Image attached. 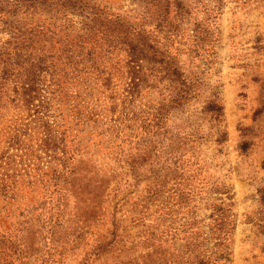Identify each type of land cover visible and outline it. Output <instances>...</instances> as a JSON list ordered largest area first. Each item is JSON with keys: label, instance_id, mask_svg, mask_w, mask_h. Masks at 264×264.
I'll return each mask as SVG.
<instances>
[{"label": "trees", "instance_id": "1", "mask_svg": "<svg viewBox=\"0 0 264 264\" xmlns=\"http://www.w3.org/2000/svg\"><path fill=\"white\" fill-rule=\"evenodd\" d=\"M121 2L0 0L8 36L0 37V264L34 256L59 264L47 256L66 250L58 233L71 250L90 247L87 257L139 243L153 247L146 264L233 261L229 187L202 185L185 150L196 132L169 125L203 93L182 58L215 54L209 20L218 9L209 0H138L125 11ZM203 111L224 121L219 93ZM217 135L227 142L225 129ZM142 176L139 195L129 177ZM125 223L142 229L131 235Z\"/></svg>", "mask_w": 264, "mask_h": 264}, {"label": "rangeland", "instance_id": "2", "mask_svg": "<svg viewBox=\"0 0 264 264\" xmlns=\"http://www.w3.org/2000/svg\"><path fill=\"white\" fill-rule=\"evenodd\" d=\"M209 3L218 9L217 17L212 15L209 20L211 32L218 39L215 54L208 59L204 54L202 61L193 53L182 58L188 70L203 78V93L185 111L172 113L169 125L185 132H196L194 138L187 141L185 150L188 159L194 156L192 159L197 160L202 185H207L208 191L212 185L229 187L237 221L231 264H264V0H209ZM121 5L125 11L139 8L138 0H122ZM216 92L225 106L222 123L212 120L203 111L206 100ZM220 127L228 135L227 142L221 145L217 142ZM123 175L122 171L120 178ZM146 177L142 176L139 184L138 180L129 177L134 185L130 187L133 193L143 194L148 183ZM127 195L128 191L119 195L110 208L117 202H125ZM217 197V194L207 195L208 199ZM69 206L70 210L74 209V200ZM202 208L201 217H209L211 211L205 208V203ZM125 225L131 235L142 229ZM58 238L66 244V250H62V244L47 256L60 260L59 264H146L147 254L153 251V247L145 246L144 249L134 243V246L120 247L102 257H87L90 247L83 245L71 250L63 234L58 233ZM45 253L46 249L42 247L39 255ZM28 264L41 262L34 256Z\"/></svg>", "mask_w": 264, "mask_h": 264}]
</instances>
